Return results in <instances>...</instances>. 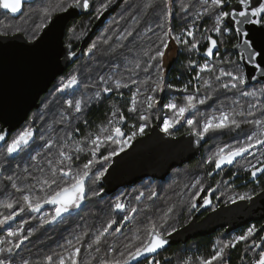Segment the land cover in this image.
Masks as SVG:
<instances>
[{
    "label": "trees",
    "instance_id": "trees-1",
    "mask_svg": "<svg viewBox=\"0 0 264 264\" xmlns=\"http://www.w3.org/2000/svg\"><path fill=\"white\" fill-rule=\"evenodd\" d=\"M197 1L198 0H194L189 3L192 7H189L187 13L181 11L182 5L180 7L178 5H174L172 15L168 17L167 21H165V0H158L157 2L156 0H151L152 6L147 8L145 7V4L149 3L150 0H111L108 8L102 12L100 11L101 5L103 3H107V0H95V8L89 15L72 19L68 23L66 28V41L68 40L72 42L80 39L82 40L86 36H89L86 38V41H90L88 47H91L94 43L97 45V48L92 54V61L90 62V58L88 60L89 62H85L86 64H84L86 69L85 76L89 77L88 80L99 83V76L103 75L107 78L111 73H116L113 69H111V65L114 66V63L118 64L119 62L121 64L125 56H127L129 58L128 61L132 62L141 58V83H127L129 85L128 87H122L125 88V95L123 97L119 95L118 97L113 96L108 99L105 97L104 93L101 94L102 98L105 97V99L102 100L101 98L100 100L89 102L86 108L83 109L84 113L82 117H80L81 115L74 114L77 113L74 108H65V111L67 110L69 113H72V117L69 120L64 119L61 121V117L55 115L53 104L49 103V110L42 114L41 124L39 127L35 126L32 128L34 130V137L28 148H24L22 151L9 156L5 150L6 144H0V165L3 166V171H0V214L6 215L10 211L18 210L20 206L19 203L17 204V208L13 210H8L3 207V204L9 200L21 201L23 195H31L35 199L36 197H42L48 194V192L52 189H49L46 186L41 187L37 184V180L33 179V177L40 180L51 178V170L53 168L57 169L56 178L58 179L60 185L66 186L68 177L60 179L61 173L59 169L67 167L73 168V164L66 166V162L68 160H64L63 164L59 163L63 159V157L60 156L61 150L73 157V163L78 162L75 163L77 164L74 168L76 172L82 171L84 162H87L91 157H94L95 159V156L92 155L93 148L90 151L86 150L89 146L85 148L84 145V147L81 148V151H77L76 147L69 148L67 146L68 144L63 141V137L67 131V127L64 125L65 123L68 122L72 124V126H70L72 128L68 130L74 132V129L77 128L80 131L79 136L81 140L93 138L94 132L100 134L102 129L106 127L109 128V134L113 133L111 132V129L117 126H123L128 128L130 131L138 130V127L141 125L140 107H145L148 94H152L153 92V81H156L158 76L161 78V82L165 83V87L168 86L170 88H177L182 87L186 83H190V88L188 89H191L195 96L199 97L204 94L205 96L210 95L212 99H210L209 104L205 105L203 108L205 112L209 110L211 111L214 107H216V110L218 111L219 108H222L221 105H223V109L226 110H231L232 108L237 110L239 105L242 103H233L235 89H220L219 83L215 80V76L218 75V72H203L200 74L198 67L190 66L189 64V61H195L196 65H200L202 61H210L217 64L218 67L223 66L227 69V65H220L218 56H214L212 58L203 56V50H206V46L203 48V44L208 43L207 38L199 42V47L197 49L189 48L190 45L185 46L180 44V50L178 51L177 58L174 62H172L168 69H164L162 66L160 71L157 72L156 61H151L150 63L152 64V68L148 72L143 71L145 65L149 63V56L145 55V52H148L149 49L154 50L156 48L159 44L157 37L162 35L165 29L171 28L174 35L179 34L180 31H183L185 34V29L189 27H193L196 31V36L201 35L204 30L207 32V29L205 28L209 24V20L212 15H209L208 17L204 16L203 18L196 20L194 25L192 24V18L189 15L190 11L193 10V5ZM182 2L186 3V0H183ZM224 10H227V8ZM157 24H163L164 28L157 27ZM148 29H152V31H148ZM129 31H132V36L127 35ZM184 34H182V36H184ZM208 36L220 39L212 32H209ZM234 37L235 33H233L232 36H225L223 38L227 40L228 43L220 47L219 55H224L225 59L227 56H230L231 58L233 57V59L237 60V55L233 51L232 47L235 43ZM188 39L191 41L190 38ZM105 41H107V43H105ZM108 48L113 49V53H110ZM125 52L128 54H124ZM154 54V51L149 52V55ZM160 64L162 65V60L160 61ZM73 66H75V64ZM133 66L134 63H130L129 68ZM80 69L81 68H79V70ZM130 75L132 74L130 73ZM146 75H149L151 79L147 78ZM197 76H200V79H197ZM134 77L135 76H133V78ZM223 79L227 81L226 77ZM145 81H147V83H143ZM205 81H209V88L207 87L208 89L204 86ZM138 87L140 89L139 92H137ZM196 89H199V92H197ZM133 93H136L141 97V105L139 106L138 103L136 111H130L133 107V96H131ZM154 93L156 92L154 91ZM166 96L167 95L165 94L162 99L164 100ZM241 101L244 104L241 105L239 110H241V108H248L251 103L244 99ZM73 102H75V100ZM110 103L113 105V112H116L115 116H113V113L111 114ZM161 104H163V101ZM255 111H259L260 114H262L261 110L258 108L255 109ZM196 112L198 111H193L190 114H194V116H196ZM201 117L205 118L202 113ZM249 119L254 118L249 117ZM47 121L49 123L54 122V124L47 127ZM85 121L87 123H85ZM110 121L112 122L111 125H109ZM196 121H200V119H197ZM76 122H78V124H76ZM154 123L160 124L157 120H155L145 128L144 132L148 131ZM192 127V125L184 122L177 129L172 130L173 132L171 134H180ZM252 127V125L245 124L242 125L241 129L209 133L206 136L208 139L207 145L210 142L216 141H219L221 144H237V141L243 142L246 134L250 133ZM196 128L199 127H195V129ZM107 134L108 133H105V135ZM46 137H54V142L51 144V148L46 146ZM87 143L89 144L90 142L86 140V144ZM102 145L99 144V147ZM105 147H107V145H104L101 149L103 150ZM38 153L39 155H37ZM101 154L106 153L102 152ZM49 160L52 161L51 164L48 163ZM196 163L197 161H191L184 167H188L190 165L193 166ZM94 164L91 169L95 168ZM204 166L205 165L192 167L191 182H193L196 175L199 176V183H196L195 188H192L194 191L203 186V179L204 184L209 181L215 183L218 179L225 181V175H223L225 174V171H223V168L216 172L214 176H211V173H213L216 169L214 162L207 165L209 166L207 171ZM25 169H27V171H25ZM102 169L105 170V167H102ZM220 171L223 173L221 174ZM207 173H209V175ZM9 176L14 177L17 186L24 189V191L18 192L13 189L11 187L13 181L7 179ZM210 184L211 183H209V191L214 192L217 195L219 191L218 185ZM30 185H36L31 192L27 190ZM55 187V185L52 186L53 189ZM263 187L264 177L259 186L252 185L245 190L258 192ZM97 188V193H99L100 187L97 186ZM213 189H215V191H213ZM175 192L177 191L175 190ZM137 193L138 192L134 190L133 192H127L123 195L122 200H125L128 205L125 212L131 216V219L127 223H124L123 227L120 228V231L110 229L109 232L101 238V243L98 245L101 249L100 252L95 251V247H97V245H93V250L91 251L88 250L87 245L93 241L94 237L98 235L100 231H102L103 227L109 220L114 218L117 221V225H113V229H115L120 225L122 218L125 215L124 211H117L114 209V204L117 198L115 195L99 198L96 194L91 199L83 200L81 206L74 212L70 211L65 213L58 219L57 222L51 224L44 223L42 213L44 211H48L45 213L48 218L50 214L54 213L52 207L53 205H45L39 213H32L26 210L18 215L14 220L10 221L9 225H12V227L27 225L29 228V230H23L25 234H30L29 239L25 241L19 250H17L18 255L15 253L13 254L15 259L17 261L21 258L28 259L30 264H47L45 259L46 256L52 255L53 264H58L57 254L67 256L68 250L71 248L68 241L71 240L73 244H76L77 236H81L84 232H87L88 235L82 236L81 240L83 246L81 247L80 259L83 264H99V261L103 259L111 260L113 258H120V251L125 250L124 245L131 242V237L138 235L140 240L135 241V243H140V241L145 238V230L150 226L149 222L154 220L157 224L163 223V218L165 213H167L165 205L162 204L155 206V204L152 203V207L150 205L143 208L142 206L146 202V196H144L143 199H141V197L137 199ZM133 207L137 208V213L134 215L130 211ZM191 208L192 207L190 206L189 211L184 214L185 216L179 218V223L177 225L172 227L171 224H168L167 219V223L163 224V228L172 231L180 225H184L190 218L189 215L191 214ZM221 233H223V231L219 230L212 234H208L205 237L199 238L197 240L199 251L204 254L206 253L212 255L211 249L213 247V240L217 236H221ZM224 237L227 236L224 235ZM7 240H9V237H7ZM16 241L17 237L14 238V241L12 239L11 243H15ZM113 246L116 247L118 251L112 252L110 249ZM3 247H7V245H3ZM177 250H179V248L175 247L161 253L159 257V264H187L181 263L179 262V258H175ZM4 255H7V253H4ZM171 257L173 259H171ZM239 258V249H233L230 253L229 259L231 264H239ZM140 264H149V262L144 261Z\"/></svg>",
    "mask_w": 264,
    "mask_h": 264
},
{
    "label": "snow or ice",
    "instance_id": "snow-or-ice-1",
    "mask_svg": "<svg viewBox=\"0 0 264 264\" xmlns=\"http://www.w3.org/2000/svg\"><path fill=\"white\" fill-rule=\"evenodd\" d=\"M23 0H0V8L10 11L11 13H17L21 10ZM111 3V0H107V3H103L101 5L100 11L106 10ZM207 5V7H205ZM233 0H211V3L208 4V0H204V3L201 7L204 8V12L196 11L195 15L192 19V24H195V21L203 18L206 15H214V23L211 29L217 37L220 39L213 38L212 36H208V43L206 45L205 55L208 57L219 56L220 47L224 46L228 43L227 40L223 39L225 36H232L235 33V43L232 47L236 50L237 60H224L223 57H220V65H227V69L223 66H217L215 63H204L203 65H196L195 61H189L190 66H196L199 68L201 72H218V75L215 76V80L219 83V87L223 89H240L241 85H245L249 76L244 70V66H250L253 69L259 70L261 73V77L264 78V2H259V0H235V6L233 7ZM82 7L84 9L89 8L90 0H67L66 3L57 5V7L61 11H67L73 7ZM151 0L149 3L145 4V7H151ZM165 21H167L168 17L172 15L171 11V0H165ZM189 7H192L191 4L183 5L181 7V11L187 13ZM228 8V10H224ZM225 21H229L232 26H228L225 24ZM241 25H258V28L254 30L245 29L240 27ZM157 27L164 28L163 24H157ZM148 31H152V29H148ZM128 36H132V31L127 33ZM196 31L192 28H186L184 36L174 35L171 28H167L163 31V34L158 36L159 44L156 48L149 49L148 52H145V55L149 56V63L145 65L143 71L148 72L152 68L151 61H156V71L159 72L162 65L160 61L165 56L166 52L169 49V45L171 42H175L176 44H183L185 46H189L191 49H197L199 47V41L195 39ZM188 38H192L191 41ZM107 43V41H105ZM123 47V46H121ZM97 48V45L94 43L87 49L89 53H92L94 49ZM154 51V55H149V52ZM75 55V52L72 53ZM126 61L129 60L127 56L124 58ZM130 63H134V66L131 68H126V71L131 73L129 79L132 84H140L141 82L134 79L133 76L137 74V70L141 68V63L139 60H135L134 62L129 61ZM113 67L118 68L119 65H114ZM227 78L225 81L223 78ZM99 81L101 82V87L98 91L95 92V97L100 98L102 93H110L114 90H119L122 87H128L127 83L122 84L121 79H113L112 76L105 77L103 75L99 76ZM151 79V77H149ZM197 79H200V76H197ZM79 83L77 75H71L70 78L67 79V82L63 84L62 91L66 90L70 87H73ZM147 83V81L143 82ZM205 83H209V81H205ZM154 87L152 91L163 90V84L161 82V78L158 76L156 81H153ZM185 91H187V86H185ZM139 87L137 88V92H139ZM199 92V89H196ZM240 96L243 98L252 97L258 98L259 96H264V88H260L258 91H247L240 90ZM212 99L210 95L205 96L200 99L195 95H188L186 98V103L183 106H178L175 103L168 104L167 107L176 112V119L174 120H165L163 131L169 133L170 128L175 127L176 124L180 123V120L185 117V114L192 109H196L198 104L203 105L207 100ZM155 98L153 96H148L146 103L147 108L151 109L153 104L155 103ZM234 104L238 103V101H233ZM69 108H74L77 113L82 111V100H76L73 102L72 100L67 101ZM133 107L130 111H136V95L133 94L132 97ZM259 106V100L256 102L249 104L247 109L241 108V110L237 111L235 108L231 110H222L220 114L212 115L210 118L205 119L202 126L197 128L195 131V135L198 137H205L209 133L214 132H223V131H232L234 129H241L242 125L248 124L252 125L253 129L250 133L246 134L245 140L243 142L237 141L235 146L233 145H225L219 147L216 152L209 157V163L214 161L215 168L221 169L224 165H231L237 161L238 157H245V154H251L254 159H256V163L252 164L249 162L248 168L246 170L250 171V175L253 178H256L258 174H264V159L256 158V153L254 150H264V119H249V117L255 116V109ZM223 108V105H221ZM262 113H264V108L260 109ZM116 115V112H113V116ZM66 119V117L62 116L61 121ZM141 119L147 120V116H141ZM85 123H87L85 121ZM111 121L109 125H111ZM186 123L189 125H195L196 122L192 119H187ZM145 125H141L139 128V132L143 134ZM78 131V130H77ZM103 133H109V128H103ZM111 132H114V136L112 134H107L104 136L105 141H112L113 143L120 145V151L124 150L125 146H130L129 141H121L120 137L123 136V132L120 127H115L111 129ZM136 136V132H133L129 139H133ZM34 130L29 127L28 129L22 131L19 135L11 140L10 143H7L6 153L11 156L12 154L18 153L22 151L25 147H27L30 142L33 140ZM0 141H5V135L0 134ZM101 141L100 136H96L94 139H91V144L96 146L92 150V155L95 156L96 152L99 149V144ZM48 148H51V144L47 141L45 142ZM82 149L77 148V151H81ZM39 155V153L37 154ZM112 155H115V152L109 153L104 156L103 159L107 161L110 159ZM261 155L264 156V151H261ZM60 156L63 159L59 162L60 164L64 163V160L71 161L73 157L66 153L65 151H60ZM49 164L52 163L51 160L48 161ZM95 163L94 160H89L84 164L83 170L78 172H73L71 167L60 168L59 171L61 173L60 179L64 177H70L67 181L66 186H61L56 178L57 169L53 168L51 178L47 179H37L33 177V179L37 180V184L41 187H47L52 189L48 194L42 197H36L35 199L31 195H23L21 201L9 200L3 204V207L8 210H13L17 208V204L19 203L18 210L10 211L8 214H0V226L8 224L10 221L14 220L18 215L25 212L26 210L32 213H39L41 209L47 205L55 206L54 213L50 214L48 218L44 219L45 224H51L58 221L65 213L70 212L73 208H79L81 202L86 198V186L85 181L89 178L91 174L92 165ZM0 171H3V166L0 165ZM27 171V169H25ZM104 171H100L97 174V178L104 176ZM10 181H13L11 187L16 191H24L17 186L15 183L14 177L9 176L7 178ZM199 183V182H197ZM56 187L53 189L52 186ZM36 185L28 186V191L31 190ZM200 191H203L201 188ZM215 191V189H213ZM99 194V193H95ZM155 195V193H153ZM144 193H140L137 199L143 197ZM150 198V197H149ZM253 197L250 194H242L238 197H229L228 199L235 203L237 199L251 200ZM197 197L193 195L191 207L195 208L196 203L195 200ZM204 205L211 204V200L205 198L203 201ZM126 204L123 203L119 198H117L114 209L117 211H125ZM131 213L134 215L137 213V208H131ZM172 209L168 210L170 213ZM168 213H165V217L163 218L162 224H157L156 222H151L150 226L145 230L146 235L140 243H135V241L140 240L138 235H134L131 237V242L126 243L124 245V251H120V258L103 259L99 261V264H133V261H139L141 257L147 258L149 254H155L158 250L164 248L167 243V236L171 235L172 232L166 228H163V224L167 223ZM131 216L125 212V215L122 218V222L118 227L113 229V225H117V221L113 218L107 222V224L103 227L102 231L96 235L91 243L87 245L88 250H93V245H97L95 247L96 252H100L101 249L98 245L101 243V238L105 236L109 232L110 229L114 231H120V228L123 227L124 223L130 221ZM163 229V230H160ZM175 229H173L174 231ZM257 228L252 226L247 229L245 234H241L240 236L235 238V241H227L222 242L218 241V248L214 249L213 254L206 259H202L200 264H227L225 259V252L229 248H235L237 244L241 242H247L249 244V248H261L260 244H257L255 240H250L251 237L257 232ZM8 237H17V241L15 243H10L7 240H0V246L7 245V247H0V264H30L28 259L21 258L19 261L15 259L14 253L18 255L17 250L21 248V246L29 239L30 234H25L23 229H17L14 231L8 232ZM88 233L84 232L81 236H77L76 244H73L71 240L68 241V244L71 245V248L68 250V255L64 256L61 254H57L58 264H83L80 259L81 247L83 246L81 243L82 236H87ZM80 245V246H77ZM112 252L118 251L116 247H111ZM7 253V255H4ZM47 264H53V256H46ZM149 264H159V261L150 260ZM253 264H264V248H261L258 258L255 259Z\"/></svg>",
    "mask_w": 264,
    "mask_h": 264
},
{
    "label": "water",
    "instance_id": "water-1",
    "mask_svg": "<svg viewBox=\"0 0 264 264\" xmlns=\"http://www.w3.org/2000/svg\"><path fill=\"white\" fill-rule=\"evenodd\" d=\"M33 1L35 0H23L21 10L17 13L5 11L18 16L22 12L23 4ZM94 5L95 0H90V6L87 9L77 6L56 13L33 41H29L22 33L0 34V123L4 126L2 134L5 135V140L13 130L27 120L32 110L39 108L41 97L82 55L84 43L75 55H72L76 45L66 43V28L72 19L89 15ZM232 6H235V1ZM225 24L232 26L229 21H225ZM240 27L254 30L259 26L241 25ZM233 51L236 53L234 48ZM203 56L212 58L205 53ZM244 70L249 76L245 87L264 83L259 70L247 65L244 66ZM207 141L206 136L198 137L195 132L173 136L164 132L159 124L153 125L149 132L138 136L130 146L114 155L106 173L99 179V184L104 187L100 198H105L118 189L128 187L145 178L166 179L173 168L181 167L196 159ZM3 142L0 141V143ZM226 166L229 165H224L222 168ZM221 169H215L211 176ZM259 176L261 174H258L256 178L251 176L243 184L253 182ZM235 179L236 177H233L229 181ZM207 198L211 200V204L203 205L193 220L166 237L168 243L164 248L155 254H149L148 257L181 242L185 243L190 239L212 234L220 228H225L228 233L248 223L264 219V190L251 200H236L235 203L221 204L198 221L197 216L212 206V194L210 193ZM143 259L145 257H141L139 261H133V264Z\"/></svg>",
    "mask_w": 264,
    "mask_h": 264
},
{
    "label": "flooded vegetation",
    "instance_id": "flooded-vegetation-1",
    "mask_svg": "<svg viewBox=\"0 0 264 264\" xmlns=\"http://www.w3.org/2000/svg\"><path fill=\"white\" fill-rule=\"evenodd\" d=\"M39 1H42V0H35V1H33V2H25L24 4H23V9H22V12H21V14L20 15H18V16H13V15H11V13L10 12H7V11H5L4 9H2V8H0V13H2V15L4 14V15H7V16H9L10 18H14V19H19V18H21L23 15H24V13H25V11H26V9L27 8H30V7H33V6H36V4L39 2ZM176 1V0H175ZM175 1L173 0V4H175ZM235 0H233V2H234ZM94 8H95V5H94ZM94 8H93V10H94ZM228 9V8H227ZM92 10V11H93ZM13 16V17H12ZM84 16V15H83ZM81 17V16H80ZM50 21V20H49ZM16 33H22V34H24L25 36H26V38L28 39V40H33V39H35L37 36H39L40 35V33L36 36V37H34V38H29L24 32H22V31H15V32H5V33H0V34H3V35H13V34H16ZM89 36H86L85 38H83L82 40L80 39V40H77V41H66V38H65V41H66V43L67 44H69V43H72V44H75L76 45V47L74 48V50H73V52H77L80 48H81V46H82V44H83V52H82V55L80 56V58H78L77 59V61L74 63L75 64V66H77L79 63H82V67H81V69H80V72H78V71H75V75H77L78 76V80H79V83L77 84V85H75V86H73V87H70V88H68V89H66V90H61L62 89V87H63V84H65L66 82H67V79L68 78H70V76L72 75L71 74V71H72V68L73 67H75V66H71V67H69L62 75H60L56 80H55V82L52 84V86L50 87V89H49V91L47 92V93H45L42 97H41V99H40V106H39V108H35L34 110H32L31 111V113L29 114V116H28V118H27V120L20 126V127H18V128H16L15 130H13L10 134H9V136H8V138L3 142V143H0V144H6V146H7V143H10L11 142V140L13 139V138H15L17 135H19L22 131H24V130H26V129H28L29 127H31V128H33V127H35V126H38L39 127V125L41 124V119H42V114L43 113H45V112H47L49 109V107H48V105H49V103H51V104H53V106H54V110H55V115H57V116H59V117H62V116H64V117H66V119L65 120H69V119H71V117H72V113H69L67 110L65 111L64 109L65 108H67L68 107V105H67V101H69V100H72V101H76L77 100V97L80 99L82 96H84V95H88V94H91L92 92H96V91H98L99 89H100V87H101V83L100 84H98V83H94L92 80H88V78L89 77H87V76H85L86 75V69L85 68H83V65L84 64H86L85 62H87V60H89L90 58H92V54H93V52L95 51V49L93 50V52L92 53H89L88 51H87V49L89 48L88 47V44H89V42L90 41H86V38H88ZM207 45V43H205V44H203V48H204V46H206ZM179 47H180V44H177V47H176V43L173 41V42H171L170 43V45H169V49H168V51L166 52V54H168L169 55V53L171 52L172 53V56L168 59V61H167V64H166V62L164 61V58H165V56L163 57V59H162V66L164 67V69H168L169 68V66L172 64V62H174V60L177 58V55H178V51L180 50L179 49ZM206 48V47H205ZM109 49V48H108ZM200 50H202V49H200ZM113 49H109V52L110 53H113ZM204 51V53L206 52V50H203ZM124 54H128L127 52H125ZM165 54V55H166ZM133 60H134V58H133ZM139 61H140V63H141V58L139 59ZM88 64V63H87ZM113 64V63H112ZM129 65H130V63H129V61H126L125 59L123 60V62L119 65V71L117 72V71H114V72H116V73H111L109 76H112L113 77V79H121V83L122 82H124V83H131V81H130V79H129V76H130V73L128 72V71H126V68H129ZM112 67H113V65H111ZM111 67V68H112ZM135 77H134V79H136V80H138V81H140L141 82V68L139 69V70H137V74H135L134 75ZM251 87V86H250ZM128 91H130L129 89H127ZM103 94V93H102ZM105 94V97H107L108 99H110V98H112L113 96H115V97H118L119 95L121 96V97H123L124 95H125V88H120L119 90H114V91H112V92H110V93H104ZM128 96V95H127ZM105 97H103L102 98V95H101V97L98 99V100H100L101 98H102V100L103 99H105ZM111 105H110V111H111V114L113 113V105H112V103H110ZM43 108H45V109H43ZM86 107H84V108H82V111L81 112H79V113H74L75 115H81L80 117H82V115H83V109H85ZM43 110H45V111H43ZM37 111V112H36ZM85 116V115H84ZM81 119V118H80ZM187 119H193V120H197V119H200V120H204L205 118H201V117H196V116H194V114H189L186 118H185V120L183 121V123L185 122L186 123V120ZM47 127H49V126H52L53 124H54V122H48L47 121ZM76 124H78V122H76ZM155 124H158V123H154L153 125H155ZM65 125V127H67V131H66V133H65V136L63 137L64 138V142L66 143V144H68L67 146L69 147V148H71V147H76V148H82V147H84V145H85V148L87 147V146H89L88 147V149L86 148V150H91L92 148H94V147H96V146H94V145H92L91 144V139H94L96 136H100L101 137V141H100V144L102 145H112V141H105L104 140V136H105V133H103V132H101L100 134H98V133H96V132H94L93 133V138H88V139H82L81 140V138H80V131L77 129V128H75L74 129V132H72L71 130H68V129H71L72 127H70V126H72V124L71 123H65L64 124ZM152 125V126H153ZM160 125V124H159ZM0 126H1V130H0V134H2L3 133V131H4V126H3V124L2 123H0ZM69 126V127H68ZM151 126V127H152ZM161 126V125H160ZM193 127L192 128H190V129H187L186 131H183V133H180V134H172L173 136H181L182 134H184V133H187V132H195L196 131V129H195V127H198L196 124L195 125H192ZM117 127H120L121 128V131L123 132V139H126V137H128L129 135H130V133H132L133 131H135V130H132V131H130L128 128H125V127H123V126H117ZM140 127V126H139ZM139 127H138V129H139ZM151 127H150V129H151ZM161 128H162V126H161ZM150 129L148 130V131H146V132H144L143 134H146L147 132H149L150 131ZM78 130V131H77ZM76 132V133H75ZM176 132H179V131H176ZM110 133V132H109ZM108 133V134H109ZM113 136L115 135L114 134V132L113 133H111ZM138 136H141V134L140 135H138ZM138 136H136L134 139H133V141L138 137ZM48 143H50V144H53V142H54V137H46V139H45ZM86 140H88L90 143L88 144H86ZM33 141V140H32ZM32 141L30 142V144L32 143ZM132 141V142H133ZM131 142V143H132ZM208 143V142H207ZM207 143L204 145V147L207 145ZM29 144V145H30ZM29 145L27 146V147H25V148H28L29 147ZM131 145V144H130ZM31 147V146H30ZM204 147H203V150H204ZM126 149V148H125ZM203 150H202V152H201V154L196 158V159H193V160H191L192 162L193 161H197L198 162V160L202 157V155H203ZM255 151V153H256V158H260V159H264V156H262L261 155V151H264V150H259V151H257V150H254ZM250 154H245V157H240L239 159H237V161L236 162H234L233 164H231V165H229V166H226L225 168H223V171H225L224 173L225 174H223V175H225V183L226 184H228V185H231V186H233L234 188L236 187V188H239V189H242V188H244V190L245 189H248V187H250V186H259L261 183H262V179H263V177H264V174H261V176H259L258 178H257V180H255V181H253V182H248V183H245V184H243V182H245V181H248L249 179H250V177H251V175H250V171L249 170H246L247 168H248V164H249V162H251L252 164H255L256 163V159H254V160H251V161H249L248 163H244L243 165H240V161L242 160V159H244V158H246L247 156H249ZM114 157V156H113ZM113 157L111 158V160H110V162H109V164L105 167V170H102V171H104V173H106V170H107V168L109 167V165L111 164V162H112V159H113ZM241 159V160H240ZM89 160H94L95 161V159H94V157H91ZM88 160V161H89ZM87 161V162H88ZM190 161V162H191ZM87 162H84V164L85 163H87ZM190 162H188V163H190ZM75 163H78V162H75ZM75 163H73V160H71V161H67L66 162V166H68V165H71V164H73V168H71L72 170H73V172L75 173L76 171L74 170V168L76 167L75 165H77V164H75ZM188 163H186L185 165H187ZM185 165H183V166H181V167H184ZM205 167V169H206V171L208 170V167L209 166H207V165H205L204 166ZM176 168H178V167H176ZM95 169V168H94ZM94 169H91V174H90V176H89V178L85 181V186H86V198L84 199V200H87V199H91V198H93L96 194L95 193H97L98 191V188H97V186H99L100 187V190H99V194H98V196H99V198H100V193L102 192V190L104 189V187L103 186H101L100 184H99V179L101 178H97V172H96V169L94 170ZM173 169H175V168H173ZM172 169V170H173ZM171 170V171H172ZM171 173V172H170ZM220 173L222 174L223 172H221L220 171ZM227 174V175H226ZM233 177H236V179L235 180H233V181H229L230 179H232ZM223 178V177H222ZM261 178V179H260ZM70 179V177H68V180ZM199 180V176H197L196 175V177H194V180H193V182H195V181H198ZM141 182V180L140 181H138V182H136V183H134V184H132V185H130V186H128V187H123V188H120V189H118L115 193H113V194H111V195H116L119 191H128V193L129 192H133L134 191V189L136 188V186H137V184H139ZM240 183H242L241 185H239ZM202 184H203V191H201L200 192V194L198 195V197H197V199L195 200V203H196V207L195 208H191V214L189 215L190 216V218L188 219V221H186V223L184 224V225H186L187 223H189L191 220H193V218L195 217V214L197 213V211L198 210H200V208H202L203 207V205H204V203H203V201H204V199L205 198H207V196L211 193L212 194V206H210V207H208V208H206L205 210H203L198 216H197V220L198 221H200L203 217H205L211 210H213L214 208H216V207H218L219 205H221V204H229V203H231V201H229V202H223V201H221L219 198H217V195L214 193V192H210L209 191V183L207 182V183H205L204 184V179L202 180ZM262 190H264V187L261 189V190H259L258 192H253V191H246L245 190V192L243 193V194H245V193H247V194H250V195H252V197H254L256 194H258L260 191H262ZM94 193V194H93ZM111 195H109V196H107V197H110ZM237 200H239V199H237ZM82 203V202H81ZM80 206H81V204H80ZM127 207H128V205H126ZM53 207V210L55 209V206H52ZM127 207H126V209H127ZM76 209H78V208H73L71 211H75ZM126 211V210H125ZM124 211V212H125ZM48 211H44L43 213L45 214V213H47ZM43 213H42V215H43ZM187 219V218H186ZM184 225H180L179 227H177L176 229H178V228H180V227H183ZM252 226H255L256 228H257V232L254 234V236L253 237H251L250 238V240H255V242L257 243V244H260L261 245V248H264V219H261V220H256V221H254V222H251V223H248V224H246V225H244V226H242V227H240V228H238V229H236V230H232V231H230V232H226V229L225 228H220V229H218L217 231H219V230H221V231H223V233H221L220 235H221V238H224L223 240H222V242H225V241H230V240H232V241H235V239H233V236L232 235H241V234H245L246 233V229H248V228H250V227H252ZM10 227H12V225L10 226ZM17 229H23V230H29V228H28V226L27 225H20L19 227L18 226H15ZM171 232H173V230L171 231ZM224 235H226L227 237H224ZM206 236V235H205ZM205 236H199V237H197V238H193V239H190V240H188L187 242H181L180 244H177V245H174V246H171V247H169L168 249H166L165 251H167V250H169V249H172V248H175V247H177V248H179V250L177 251V255H176V257H178L179 258V262H181V263H187V264H200V261L202 260V259H206V258H209L210 256H211V254H204V253H201L200 251H199V249H198V242H197V240L199 239V238H201V237H205ZM219 240H216V239H214L213 240V247H212V254H213V251H214V249H216V248H218L220 245H218V242ZM236 249H239V252H240V258H239V260H238V263L239 264H253V262L255 261V259H257L258 258V254H259V252H260V250H261V248H249V244L247 243V242H241V243H239V244H237L236 245V247H235ZM235 248H229V249H227L226 250V252H225V259H226V261H227V264H231V261L229 260L230 259V253H231V251L233 250V249H235ZM165 251H163V252H160V253H158V254H156V255H154V256H150V257H148V258H145V259H143L142 261H140L139 263H137V264H140V263H142V262H144V261H150V260H155V261H159V257H160V254L161 253H164ZM184 254V255H183ZM175 257V258H176ZM171 259H173L172 257H171Z\"/></svg>",
    "mask_w": 264,
    "mask_h": 264
},
{
    "label": "rangeland",
    "instance_id": "rangeland-1",
    "mask_svg": "<svg viewBox=\"0 0 264 264\" xmlns=\"http://www.w3.org/2000/svg\"><path fill=\"white\" fill-rule=\"evenodd\" d=\"M182 1L183 0H176V3L173 4V0H171V11H173V6L174 5H178L180 7L181 5L182 6L184 4L187 5L191 1H194V0H186V3L182 2ZM66 2H67V0H42V1H39L36 4V6L27 8L25 13H24V15L21 18H19V19L10 18L9 16L4 15V14L2 15L0 13V33L22 31L29 38H34L42 31L43 27L49 23V20L56 13L61 12V10L57 7V5H60V4L66 3ZM203 3H204V0H198L193 5V10L190 11V13H189V15L191 16L192 19H193V16L195 15V12L197 10L200 11L201 13L204 12V8L201 7V5ZM210 3H211V0H208V4H210ZM205 7H207V5H205ZM208 16L209 15H206V17H208ZM214 18H215L214 15H212L211 19L209 20V24L205 28V29H207V32H206V30H204L201 35L196 36V38H195L196 40L201 42V41H203V40H205L207 38L209 32H212L211 29L213 27ZM212 33H214V32H212ZM182 34H184L183 31H180V33L177 34V35H181L182 36ZM190 39H192V38H190ZM33 40H29V41H33ZM176 47H177V44H176ZM189 48H190V46H189ZM171 56H172L171 52L169 53V55L168 54L165 55L164 61L166 62V64H167L168 59ZM220 57H223L224 60H228L229 58L232 59V60H235V59H233V57L231 58L230 56H227L226 59H225L224 55H219L218 56L219 61H220ZM91 61H92V58L90 59V62ZM87 62H89V61L87 60ZM206 62L210 63V64L212 63L210 61H202V63L200 65H203ZM114 65H120V62L118 64L114 63ZM81 67H82V63H79L77 66H75L72 69L71 74L75 75V71H78L79 68H81ZM83 68H85L84 65H83ZM111 69H113L114 71H117L119 69V67L118 68L112 67ZM78 72H80V70ZM201 73H203V72L200 71V74ZM146 77L149 78L150 76L146 75ZM123 83L124 82H122V84ZM98 84H100V82ZM162 84H163V90H156L155 91L156 93H154V91H153L152 94H148V96L151 95V96H153L155 98L156 102L153 104V107L151 109H148L147 108V103L145 104V107H140V109H141L140 110V113H141L140 118H141V116H147V120L141 119V125H145V128L147 126H149L153 121L157 120L161 124L162 129H163L165 120H174V119H176V112L171 110V109H169L167 107V105L171 104V103H175L178 106H183L186 103L187 96L188 95H194L193 91L191 89H188V88H190V86H189L190 83H186L182 87H177V88H172V87L170 88L168 86L165 87V83H162ZM185 86H187V91L184 90ZM204 86L207 88L208 87V83H205ZM260 88H264V83L254 84L251 87H245L244 85H241L240 89H235L234 90L235 91L234 101H238V103H242L237 108V111H239L241 105L244 104L241 101L242 99L247 100V102H251V103L256 102L257 99H258L259 100L258 109L264 108V96H259L258 98H252V97L243 98V97L240 96V90L241 89L247 90V91H253V90H257L258 91ZM169 89L172 90V91H170ZM94 94H95V92H92L90 95H84L80 99L77 97V100H82V108L86 107L89 104V102L96 101V100L99 99V98H96ZM133 94H135L137 96L136 97V105L135 106L137 107L138 103H139V106H140L141 105V97H140V95H137L136 93H133ZM133 94H131V96H133ZM165 94L167 96L163 100L162 97ZM204 97H205V94L204 95H200L198 98L202 99ZM162 101H163V104H161ZM209 101L210 100H207L206 103L203 104V105H199L198 104L196 109L189 110L185 114V117L180 120V123L176 124L175 127L170 128L169 132L172 133L173 132L172 130L177 129L179 126H181V124L183 123L185 118L193 111H196V110L198 111V112H196V117H201V113H202L204 115V117L207 119V118H210L212 115H217L218 116L220 114V111L226 110V109H223V108H219V110L217 111L216 110L217 108L214 107L211 111L209 110V111L205 112L203 110V108L205 107V105L209 104ZM245 109H247V108H245ZM201 118H203V117H201ZM253 118L254 119H264V113L260 114L259 111H257V112L255 111V116H253ZM204 121H205V119L204 120H200V121H195V122H196V125L198 127H201ZM145 128H144V130H145ZM252 130H254L253 127L251 128V131ZM133 132H136V135H140L141 134L139 132V129L135 130ZM131 134L128 137H126V139H123L122 138L123 136L120 137L121 141L127 140V141H129V145H130L131 142L134 139V138L133 139H129ZM141 135H143V134H141ZM225 145H233V146H235L236 144H231V143L221 144V143H219V141L210 142L208 145L205 146V148L203 150L202 157L193 166L199 167V165H202V166L203 165H210L211 163L208 162L209 161V157H211L216 152V150L219 147H222V146H225ZM103 146L104 145L99 147V149H98V151L96 152V155H95L94 167L96 169L97 174L100 171L103 170L102 167H106L105 165L109 164L111 158L114 155H112L110 157V159H108L107 161H105L103 159L104 156H106V155H108L109 153H112V152H115V154L120 152V145L119 144L112 143V145H107V147H105L102 150L101 148ZM127 147L128 146H125L124 149L127 148ZM102 152L103 153L105 152L106 154H101ZM251 160H254V158L250 154L246 158L242 159L239 163H240V165H243L244 163H248ZM193 166L190 165L188 167L175 168V169H173L171 171L169 176L166 179H164V180H158V179H154V178H145V179L141 180V182L136 186V188L134 190L138 192L137 193L138 196H139V194L141 192L144 193V196H146V199H145L146 202L143 204L142 207L146 208V207H148L150 205L152 207V203H154L155 206L162 204V205H165V208L167 209V213H168V210L171 208L172 211L170 213H168V218H167L168 219V224H171L172 227L177 225L179 223V218L182 217V216H185L184 214L187 211H189L191 203H192L193 195L198 197V195L201 192L200 189L204 187V186H202L201 188H199L196 191H194V189H192V188H195V185L198 182V181L191 182V175H192V167ZM207 174L209 175V173H207ZM208 183H211L212 185H214V184L218 185L219 191L217 193V198H219L223 202H229L230 200L228 198L230 196L231 197H238L239 195H242L245 192L244 189L233 188V186L226 184L225 181H222V179L216 180L215 183H212L210 181ZM167 188H169V189H167ZM175 190L177 192H175ZM249 191H251V190H249ZM127 192L128 191H119L115 195V197L119 198L126 205H127V203H126L125 200H122V197ZM153 193H155V195H153ZM144 196L141 197V199H143ZM117 198H116V200H117ZM147 209H149V208H147ZM46 218H47V216L43 213L42 219L44 220ZM153 221L154 220L150 221L149 223H151ZM159 224H162V223H159ZM9 225H10V222L8 224H6V225L0 226V240H7L8 232L17 230L16 227H10ZM245 231L247 232V229ZM232 236H233V239H235L236 237H238L240 235L236 234V235H232ZM14 238L15 237H9V240H7V241H10V243H11L12 239L14 241ZM215 239L219 240V241H222L224 238H221V236H217ZM225 242H227V241H225ZM2 247H3V245H2Z\"/></svg>",
    "mask_w": 264,
    "mask_h": 264
},
{
    "label": "bare ground",
    "instance_id": "bare-ground-1",
    "mask_svg": "<svg viewBox=\"0 0 264 264\" xmlns=\"http://www.w3.org/2000/svg\"><path fill=\"white\" fill-rule=\"evenodd\" d=\"M158 0H156V2H157ZM205 148V147H204ZM261 179V178H260ZM178 251V250H177ZM236 251V250H235ZM177 253V252H176ZM176 258H178V257H176ZM178 262V261H177Z\"/></svg>",
    "mask_w": 264,
    "mask_h": 264
}]
</instances>
